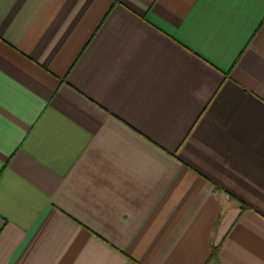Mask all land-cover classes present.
<instances>
[{
	"label": "crops",
	"instance_id": "1",
	"mask_svg": "<svg viewBox=\"0 0 264 264\" xmlns=\"http://www.w3.org/2000/svg\"><path fill=\"white\" fill-rule=\"evenodd\" d=\"M0 264H264V0H0Z\"/></svg>",
	"mask_w": 264,
	"mask_h": 264
},
{
	"label": "trees",
	"instance_id": "2",
	"mask_svg": "<svg viewBox=\"0 0 264 264\" xmlns=\"http://www.w3.org/2000/svg\"><path fill=\"white\" fill-rule=\"evenodd\" d=\"M216 257H217V249L214 248V249L212 250V253H211V260H212V259H216Z\"/></svg>",
	"mask_w": 264,
	"mask_h": 264
}]
</instances>
